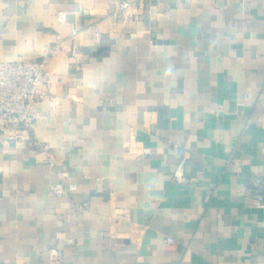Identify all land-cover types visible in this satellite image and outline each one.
I'll return each instance as SVG.
<instances>
[{
    "label": "crops",
    "instance_id": "crops-1",
    "mask_svg": "<svg viewBox=\"0 0 264 264\" xmlns=\"http://www.w3.org/2000/svg\"><path fill=\"white\" fill-rule=\"evenodd\" d=\"M58 34L49 150L0 133V264H264V0H0V60Z\"/></svg>",
    "mask_w": 264,
    "mask_h": 264
},
{
    "label": "built area",
    "instance_id": "built-area-1",
    "mask_svg": "<svg viewBox=\"0 0 264 264\" xmlns=\"http://www.w3.org/2000/svg\"><path fill=\"white\" fill-rule=\"evenodd\" d=\"M129 6L128 1H122L120 10ZM59 19L66 20V13L60 12ZM77 30H74V34ZM63 42L61 34L55 42L46 46L43 53L29 59L0 60V133L4 140L26 141L41 151H48L49 145L37 139L35 130L41 112L35 108L39 100L49 95L47 70L52 54ZM60 178L70 175L67 169L57 172ZM177 182H185L184 161L174 174ZM260 186L258 206L264 207V179H256ZM77 188L76 183L65 185L61 180L52 186L57 194H67ZM168 242H174L169 237ZM49 257L55 264H64V255L60 249L47 245Z\"/></svg>",
    "mask_w": 264,
    "mask_h": 264
}]
</instances>
